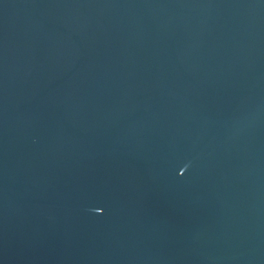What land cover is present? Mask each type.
Returning a JSON list of instances; mask_svg holds the SVG:
<instances>
[{
  "label": "water",
  "instance_id": "95a60500",
  "mask_svg": "<svg viewBox=\"0 0 264 264\" xmlns=\"http://www.w3.org/2000/svg\"><path fill=\"white\" fill-rule=\"evenodd\" d=\"M0 264H264V0H0Z\"/></svg>",
  "mask_w": 264,
  "mask_h": 264
}]
</instances>
